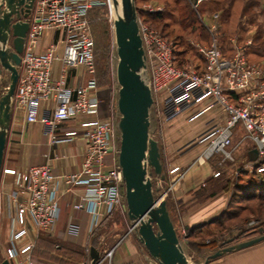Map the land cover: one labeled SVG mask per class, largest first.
I'll list each match as a JSON object with an SVG mask.
<instances>
[{
    "label": "built area",
    "instance_id": "obj_1",
    "mask_svg": "<svg viewBox=\"0 0 264 264\" xmlns=\"http://www.w3.org/2000/svg\"><path fill=\"white\" fill-rule=\"evenodd\" d=\"M189 1L194 8L202 2ZM106 3L108 0H33L11 100L12 107L24 113L25 122H41L53 145L70 140L75 132L57 133L59 123L80 113L98 114L94 40L88 10ZM142 8L148 12L161 10L149 2L143 3ZM138 25L147 59L153 116L160 122L170 121L195 104L205 102L188 119L209 108H218L224 119L219 122L211 117L205 121L206 127L198 140L208 143L199 158L208 159L217 152L231 158L225 147L231 143L234 127L240 125L253 142L256 161L260 167L264 166V66L247 57L252 39L239 43L236 38H230L232 51L228 54L223 51L216 25H209L208 41L196 43L203 65L197 67L186 62L177 65L175 42L139 17ZM46 29L60 32L58 42L38 51L39 36ZM57 60L61 68L53 76V64ZM76 66L84 68L85 82L69 85L67 71ZM1 78L3 82L6 79L3 75ZM42 105L43 113H40ZM116 131V122L107 118L98 117L88 123L82 131L86 144L81 165L74 173L56 176L50 163L29 165L15 172L10 195L14 203L10 238L14 241L24 238L25 242L20 246L12 242L6 247L5 259L9 264H33L30 250L34 240L28 239V228L32 226L36 233L52 232L60 213L56 199L59 183L83 186L81 200L72 207L91 213V225L97 223L100 207L110 213L124 200L114 140ZM110 153H113L112 163L108 165L106 157ZM167 172L174 174L173 178L181 174L178 165H171ZM218 174L219 171L214 172L215 176ZM166 192L162 190L160 196L165 197ZM67 230L75 231L76 224L68 223ZM111 252L108 250L106 256L110 257Z\"/></svg>",
    "mask_w": 264,
    "mask_h": 264
},
{
    "label": "crops",
    "instance_id": "obj_2",
    "mask_svg": "<svg viewBox=\"0 0 264 264\" xmlns=\"http://www.w3.org/2000/svg\"><path fill=\"white\" fill-rule=\"evenodd\" d=\"M59 36L58 30L42 31L36 50L41 51L50 43L58 42ZM60 68L61 62L55 61L52 69L53 76L58 74ZM85 79L86 75L82 66L68 69L67 83L69 85L82 84ZM204 105L205 102L195 104L170 121L174 126H184L181 136L192 137L211 117L219 122L223 121L224 115L218 108L205 109L196 117L189 119L190 121L180 118L194 113ZM40 113H43V105ZM98 117L99 111L96 115L80 113L59 123L56 128L57 133L75 132L70 140H62L53 145L41 122H25L24 113L12 107L0 169V260L6 258L5 249L12 242L16 246L25 242L24 238L16 241L10 238V226L14 213V203L10 195L13 191L15 172L29 165L43 163H50L56 176L76 172L80 168L86 144L82 131L88 123ZM178 142V140H171L170 143L164 142V145L161 143L163 145V147L160 146L161 157L167 159L166 162L164 161L166 168L178 165L181 172L175 178H173L174 174L168 173V178L163 180L165 185L161 182V190L167 191L166 201L170 216L172 213L178 216L177 220L185 230L188 227L208 222L220 214L226 208L234 184L240 177L244 180L251 178L264 185V166L260 167V162L256 161L257 153L253 142L245 135L240 125L234 127L231 143L225 147V151L230 154L231 158H225L223 152H217L208 159L199 158L208 143L206 140L201 144L186 148L176 156L174 151L180 146ZM248 150L254 151L255 156L246 159ZM112 156L113 153H110L106 157L108 165L112 163ZM250 161L253 162L249 163ZM215 171H219L216 176ZM82 194L83 186L81 185L68 187L64 183H59L56 199L60 213L52 232L36 233L32 226L28 228L27 237L29 240H34V245L30 250L31 259H33V251L37 244L43 248V264L85 263L91 234L111 217L109 215L113 211L106 213L104 208L100 207L99 219L96 224L91 225V213L86 210H75L72 207L81 200ZM123 203L126 205L125 198L114 210L118 207L123 208ZM70 222L76 224L75 231L67 230V224ZM132 239V235L128 233L117 242L116 246L111 249L110 264H149L150 260L147 262L146 254ZM40 256L41 254L38 255V259L41 258ZM103 262L104 259L100 258L96 264ZM207 264H264V239L247 248L226 252L211 259Z\"/></svg>",
    "mask_w": 264,
    "mask_h": 264
},
{
    "label": "water",
    "instance_id": "obj_3",
    "mask_svg": "<svg viewBox=\"0 0 264 264\" xmlns=\"http://www.w3.org/2000/svg\"><path fill=\"white\" fill-rule=\"evenodd\" d=\"M113 3L117 5L118 0ZM32 4L33 0H0V169L11 119L17 67ZM120 4L121 13L113 19L112 28L117 54V162L123 178L127 219L137 240L155 260L154 264H190L177 236L166 198L160 196V182L165 176L158 140L149 134L153 98L148 85L147 59L139 33L137 9L134 0H120ZM3 72H7L5 84H2ZM153 176L159 182H154ZM257 231L259 235L232 244L224 245L235 236L223 241V246L207 255L203 264L226 252L263 240L264 225ZM99 255V251L90 246L91 264H96ZM0 264L9 262L4 258Z\"/></svg>",
    "mask_w": 264,
    "mask_h": 264
},
{
    "label": "rangeland",
    "instance_id": "obj_4",
    "mask_svg": "<svg viewBox=\"0 0 264 264\" xmlns=\"http://www.w3.org/2000/svg\"><path fill=\"white\" fill-rule=\"evenodd\" d=\"M146 2L151 3L154 7H161V10H167L175 6L176 12L174 13L173 18L171 17V19L168 20L163 19L160 22H153V25L154 27L156 26V29H162V32L167 34L170 39L173 38L172 40L174 42H178L179 45L176 48L181 50L182 48L187 49L186 63H191L192 65L197 63L198 59L194 54L198 56V54L201 55V52L198 50L196 43L204 44L207 42L202 41L199 36L201 34L204 39H208L210 36L208 26L215 24L219 31L220 40L222 36L226 40L227 38L233 37L236 38L239 43H242L246 39L253 38L257 43V47H260V52H256L260 57H255L254 55L251 57L253 60H257V62L264 66V0H202L197 8H194L189 0H150ZM141 4L143 5V3H139L138 5L142 6ZM109 8L110 1L108 0V4L99 5L98 9L91 11L90 17L93 19L91 22V29L95 43L94 65L98 84L97 94H99L100 98H108V106L105 111H101L99 104V118H107L112 122H116L119 116L116 107L118 83L116 80L115 66L117 54L115 51L112 19ZM185 14H190L192 21L187 25H182L180 24L179 19L184 17ZM222 28L225 29L224 33H221ZM190 47L193 48V53L189 50ZM2 74L3 78L7 79V72H3ZM6 79H4L5 81L2 84L6 83ZM151 113H154L153 107ZM188 117L189 115L187 116L186 114L180 118L190 121ZM170 121L160 122L155 116L151 117L149 134L151 137L158 140L159 147H163L164 142L170 143L171 140H178L180 146L174 151V155L177 156L178 153L183 152L186 148L205 142V140H198V136L206 127L205 123L204 126H202V128L192 137L189 135H182V137L181 133L183 134L184 132V126H174ZM114 140L117 148L119 146L118 131L115 132ZM255 154L254 151L248 150L245 157L246 159H250L255 156ZM161 161L164 164V161L166 162L167 159L161 157ZM163 173L165 176L164 179L166 180L168 178V172L165 164L163 166ZM152 179L156 182L154 177H152ZM161 182L162 185H165L163 181ZM235 206L237 209L242 208L239 210L240 214L236 220L230 221L231 223H225L222 228L214 225V227H211L209 233L201 234L196 232L195 234H192V236L186 235L187 230L181 227V224L177 220L178 216H175L172 213L171 219L173 220V225L190 264H203L206 256L223 246V241L228 238L235 236V240L224 245L232 244L260 234L257 229V232L253 233H250L249 231H253L251 230L253 227L257 228L256 226L264 225V203L261 211L256 209L258 206L257 200H242L239 205ZM245 207L246 209L243 210ZM109 216L111 217L107 219L108 221L106 220L105 223L103 222L91 234L84 262L87 264L90 263L89 248L90 246H93L100 253L99 259H104L102 264H110V257L106 256V252L116 246L117 242H119L124 235L129 233L132 235V240L139 245L140 250L146 254L148 258L147 262L150 260L149 264H152L153 259L135 237L133 230H131L130 221L126 220V205L123 203V208L118 207L113 210V213ZM249 222H252V224L249 225ZM241 230H247L249 233H245L236 238L239 236L238 234ZM247 247L248 246L243 248ZM33 254V264H43V248L36 244ZM39 254H41L40 259H38Z\"/></svg>",
    "mask_w": 264,
    "mask_h": 264
},
{
    "label": "trees",
    "instance_id": "obj_5",
    "mask_svg": "<svg viewBox=\"0 0 264 264\" xmlns=\"http://www.w3.org/2000/svg\"><path fill=\"white\" fill-rule=\"evenodd\" d=\"M146 1H150V0H135L136 8H137V15H138V17H139V19L141 21L147 22L148 24L154 26L153 22H160L163 19H167L168 20V19H171V17L172 18L174 17V13L176 12L175 6L173 8H169L167 10L163 9V10H160V11L148 12V11L144 10L142 8V6L138 5L139 3H144ZM98 7L99 6L93 7V8L88 10V17L90 18V26H91V22L93 20L90 17V12L93 11V10L98 9ZM188 11L191 12L190 10H188ZM180 19H179V21H180V24H182V25H184V24L187 25V24H189L192 21V19L190 17V14H185V16L180 18ZM157 30L162 35L167 36V34L162 32V29L157 28ZM224 30L225 29L222 28V32L221 33H224ZM91 32H92V29H91ZM95 34H96V32H95ZM92 36H93V34H92ZM199 38L202 41H208V39H209V38L208 39H204L201 36V34H200ZM220 42H221V46L223 48V51H225L226 53L230 54V52L232 51V47H231V44H230V38H227V40H226L222 36ZM175 43H176V47H178V45H179L178 42L175 41ZM259 48L257 47L256 41L252 38V42L248 46L247 51H246L247 57H248V59L250 61L257 62V60H253V58L251 56L254 55L255 57H260V55L257 54L258 52H260ZM189 50L192 51V53H193V48L190 47ZM94 52H95V43H94ZM175 53H176V57H177L176 64L177 65H181V64L185 63V60L187 59V56H186L187 49L182 48V50H181L179 48H176V52ZM194 55L198 59V61H197V63H195V65L197 67L198 66L199 67L202 66L203 65L202 56L199 55V54H198V56L196 54H194ZM94 57H95V55H94ZM257 63H259V62H257ZM94 75H95V79H96V83H97L96 70H95V74ZM97 86H98V84H97ZM98 99H99V104H100L101 111H105L107 109V106H108V98H100V96L98 94ZM163 166H164V164H163ZM242 200H244V201L257 200L258 201V206H257L256 209L258 211H261L262 205L264 203V185H261L259 182H256L255 180H253L251 178H249L248 180H244V179H242V177H240V179L237 180L235 182V184H234L233 191H232V193L230 195V198H229V200L227 202L226 208L220 214H218L216 217H214L212 220H210L208 222H205V223L197 224L195 226L186 228V230H187V234L186 235L187 236H192V234H195L196 232H199L201 234H204V233L206 234V233L210 232L211 227H214V225H216V227L222 228L225 223H231L230 221L236 220L239 217V214H240L239 210H241L242 208H238L237 209L235 205H239L240 201H242ZM245 209H246V207L243 208V210H245ZM256 227L258 228L259 226H256ZM257 228L253 227V229H251L253 231H249V232L250 233L257 232L256 231ZM247 230H241V232H239V234H238L239 236H237L236 238L240 237L241 235H244L245 233L246 234L249 233Z\"/></svg>",
    "mask_w": 264,
    "mask_h": 264
},
{
    "label": "bare ground",
    "instance_id": "obj_6",
    "mask_svg": "<svg viewBox=\"0 0 264 264\" xmlns=\"http://www.w3.org/2000/svg\"><path fill=\"white\" fill-rule=\"evenodd\" d=\"M110 1V8H109V12L111 15V19L113 21V19L121 13V4H120V0H118L117 5H114L113 0H109ZM109 7V6H108Z\"/></svg>",
    "mask_w": 264,
    "mask_h": 264
},
{
    "label": "flooded vegetation",
    "instance_id": "obj_7",
    "mask_svg": "<svg viewBox=\"0 0 264 264\" xmlns=\"http://www.w3.org/2000/svg\"><path fill=\"white\" fill-rule=\"evenodd\" d=\"M227 244V243H226Z\"/></svg>",
    "mask_w": 264,
    "mask_h": 264
}]
</instances>
